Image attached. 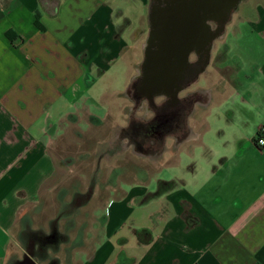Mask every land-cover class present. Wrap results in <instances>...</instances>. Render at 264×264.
<instances>
[{"label": "crops", "instance_id": "1", "mask_svg": "<svg viewBox=\"0 0 264 264\" xmlns=\"http://www.w3.org/2000/svg\"><path fill=\"white\" fill-rule=\"evenodd\" d=\"M252 1L216 39L212 95L197 91L194 108L213 104L214 114L197 133L188 117V133L174 137L196 144L188 163L169 165V138L149 168L136 149L135 165L125 163L122 149L115 178L83 194H71L87 179L76 184L59 149L82 107L103 99L106 77L128 70V38L152 0L0 3V264H62L61 253L64 264H264V0ZM85 113L89 123L107 117ZM167 167L173 179L154 175Z\"/></svg>", "mask_w": 264, "mask_h": 264}, {"label": "flooded vegetation", "instance_id": "2", "mask_svg": "<svg viewBox=\"0 0 264 264\" xmlns=\"http://www.w3.org/2000/svg\"><path fill=\"white\" fill-rule=\"evenodd\" d=\"M152 1L151 41L129 88L135 103L146 104L151 114L147 120L132 121L134 127L126 130L141 150L163 148L168 138L188 133L186 120L200 96L182 93L197 81L204 64L209 65L213 43L223 35L236 0ZM163 41L169 44L166 52Z\"/></svg>", "mask_w": 264, "mask_h": 264}, {"label": "rangeland", "instance_id": "3", "mask_svg": "<svg viewBox=\"0 0 264 264\" xmlns=\"http://www.w3.org/2000/svg\"><path fill=\"white\" fill-rule=\"evenodd\" d=\"M243 1L244 2H241L235 12L234 10L236 7L229 13L224 29L232 15L235 22H242L246 17L247 11L251 10L250 7L255 4L252 0ZM0 2H2V0H0ZM150 15L151 9L149 19L144 20L142 26L136 28L133 35L128 38V44L123 53L128 70H125L122 74V71L114 69L113 74L106 77V84H103L105 87L103 99L101 101L91 102L85 107H82V113H78L82 118V122L73 128L74 131H72L70 136V147L59 149V152L61 153L60 157L63 158L65 162L72 164L74 169L72 178H75L76 184L81 178L87 179L86 182L84 181L82 183V186H74V182L71 183V185L75 187L74 189L71 188L73 189L71 194L75 191L82 194L85 193V191L89 189L88 184L91 180L97 178L100 180L115 178L114 176L111 177V169L117 163V160L114 157V154H116L117 151L122 149L129 150V153L124 155V162L130 164V166H132L131 164L135 165L134 161L136 159L133 156V151L135 149L142 153L141 157L143 158L141 161L137 158L138 161L136 162H140L141 165H144L146 168H149L150 165H152L151 159L155 160L156 158H161L155 154V151H158L161 148L154 147L150 150H141L126 132L128 127L130 128L132 121L147 120L151 116L148 106L146 104L139 106L135 103V99L129 91L130 85L141 72V66L145 61L146 48L149 44L151 31ZM231 30L232 26L228 28V31ZM216 39L211 50L209 65L207 64V67L209 66L207 69L208 71L206 73L202 72L197 81L189 86L188 89L182 93V96L192 93L195 94L198 90H207L208 93L211 92L212 95V90L215 89L217 85L216 83H218V74L216 70L218 67H221L219 64L220 62H217V60L213 61V55L216 56L218 52L222 51L223 47L222 41H216ZM194 59L195 57L193 55L191 60ZM92 95L95 96L96 94ZM222 98L223 97L218 98V100ZM213 103L215 104V102ZM194 106L189 117H191L190 126L192 127V131L197 133V131L202 130L200 124H198L199 120L203 116L214 114V107L213 104H211L210 108L206 110L203 108L196 109ZM86 111H89L91 115L99 117L107 115L105 122L96 123L93 120L95 118H92V121L89 123L87 120L88 117L84 121L82 115H85ZM174 137L180 138L181 136L176 135L169 138L168 147L169 150L174 153V156L172 157L168 154L166 155V158L172 157L169 165H186L188 163L186 151L191 149V147L195 149L194 147H196V144L190 142L184 144L181 142L178 143L177 139ZM159 160L162 161L160 163L161 165L166 161V159ZM152 169L154 171L155 167H152ZM175 172V169L172 172L170 168L168 169L167 167L162 168L160 173L159 171L155 172L154 175L160 176L161 179H173ZM127 173L128 175H126L125 178L128 181L135 179V171L133 168ZM61 258L62 264H64L65 259L64 254L62 253Z\"/></svg>", "mask_w": 264, "mask_h": 264}, {"label": "water", "instance_id": "4", "mask_svg": "<svg viewBox=\"0 0 264 264\" xmlns=\"http://www.w3.org/2000/svg\"><path fill=\"white\" fill-rule=\"evenodd\" d=\"M177 2H179V0H177ZM239 3H240V0H236V1L234 2V5L232 6V9L235 8V7L237 8V6L239 5ZM231 11H232V10H231ZM231 11H230V12H231ZM176 12H177L176 15H177V14L179 15V13H180L179 10H177ZM165 14H166V13H165ZM178 15H177V16H178ZM149 41H151V39H149ZM163 42H164V46H163V50H162V52H166V49H167V47H169V44L167 43V41H166V42L163 41ZM207 64H208L207 62L204 64V69L207 67Z\"/></svg>", "mask_w": 264, "mask_h": 264}, {"label": "trees", "instance_id": "5", "mask_svg": "<svg viewBox=\"0 0 264 264\" xmlns=\"http://www.w3.org/2000/svg\"><path fill=\"white\" fill-rule=\"evenodd\" d=\"M46 0H41V4L43 5L45 3ZM57 4V3H56ZM57 12V7H56V10H55V13ZM37 26L41 29V30H44V28L42 27V25L39 23V21L37 22ZM8 35L10 36V38H13L12 36V33L9 32ZM134 127V124L131 125L130 128H133Z\"/></svg>", "mask_w": 264, "mask_h": 264}, {"label": "built area", "instance_id": "6", "mask_svg": "<svg viewBox=\"0 0 264 264\" xmlns=\"http://www.w3.org/2000/svg\"><path fill=\"white\" fill-rule=\"evenodd\" d=\"M261 133L264 134V130ZM257 143L259 146H264V137H259Z\"/></svg>", "mask_w": 264, "mask_h": 264}, {"label": "bare ground", "instance_id": "7", "mask_svg": "<svg viewBox=\"0 0 264 264\" xmlns=\"http://www.w3.org/2000/svg\"><path fill=\"white\" fill-rule=\"evenodd\" d=\"M152 61H153V60H150V61L148 62V65L152 64Z\"/></svg>", "mask_w": 264, "mask_h": 264}]
</instances>
